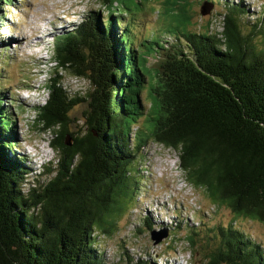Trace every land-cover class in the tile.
I'll return each instance as SVG.
<instances>
[{
	"label": "trees",
	"instance_id": "trees-1",
	"mask_svg": "<svg viewBox=\"0 0 264 264\" xmlns=\"http://www.w3.org/2000/svg\"><path fill=\"white\" fill-rule=\"evenodd\" d=\"M99 1L107 14L91 11L56 37L55 78L45 103L35 106L58 153L56 167L43 163L44 175H54L46 185L29 182L36 158L18 151L15 105L6 106L0 85V264H107L100 237L116 231L129 167L150 143L177 151L188 183L214 206L264 224V43L258 49L242 31L250 6L203 0L191 30L189 2L165 0L174 31L154 41L144 25L132 29V4L121 0L120 14L119 0ZM205 2L213 6L206 16ZM15 3L0 0V21L3 5ZM261 10L254 25L264 39ZM61 69L89 82L83 99L61 85ZM82 103L88 108L80 125L71 112ZM234 223L210 228L217 245L205 263L264 264L262 243ZM199 236L187 227L195 254Z\"/></svg>",
	"mask_w": 264,
	"mask_h": 264
},
{
	"label": "rangeland",
	"instance_id": "rangeland-1",
	"mask_svg": "<svg viewBox=\"0 0 264 264\" xmlns=\"http://www.w3.org/2000/svg\"><path fill=\"white\" fill-rule=\"evenodd\" d=\"M126 1L134 9L128 17L132 29L144 25V34L145 29H148L144 36L149 35L154 41H161L165 34L174 31L169 26L165 0H147L142 4L137 0ZM187 1L194 14L195 24L190 28L194 30L204 1ZM15 2L12 7L3 5L1 10L2 15L6 16L0 21V85L8 90L2 100L6 106H11L10 102L15 105L12 112L19 130L18 151L36 158V163L31 161L30 168L34 175L29 179L30 184L35 186L36 180L40 179L41 184L46 185L54 175H44L47 169L42 172L43 163L56 167L58 153L50 144L54 138L52 132L41 130L35 106L43 105L48 98L49 92L45 87L56 67L51 62L54 41L58 35L72 30L73 24L80 23L91 11L107 14V10H104L99 0ZM119 2L121 5L116 4L114 12L119 7L120 14H123L125 9L121 0ZM244 2L250 6L253 14L249 16L250 22L246 19L242 24V31L261 49L264 39L255 32L254 24L262 11L264 0ZM61 82L73 98L83 99L90 90L86 79L75 77L63 69ZM143 101L150 103L148 90L143 93ZM87 108V103L76 106L71 112V119L81 120L78 124L83 125L82 118ZM69 130L76 131L73 123ZM134 161L129 167L130 178L126 180L127 189H124L126 198L120 206L122 211L117 217L116 231L112 235L100 237L107 264H206L208 254L217 245V240L211 238L210 228L215 225L226 226L233 221L235 227L247 232L264 246V224L236 218L228 207L214 206L203 190L188 183L180 167L177 151L150 143ZM180 224L181 229H178L176 225ZM187 227L200 229L196 254L186 242ZM151 229L169 231V237L156 245L151 239Z\"/></svg>",
	"mask_w": 264,
	"mask_h": 264
},
{
	"label": "water",
	"instance_id": "water-1",
	"mask_svg": "<svg viewBox=\"0 0 264 264\" xmlns=\"http://www.w3.org/2000/svg\"><path fill=\"white\" fill-rule=\"evenodd\" d=\"M213 10V6L210 3L205 2L202 6L201 13L202 15L206 16L211 13ZM67 145H71V142H66ZM169 236V232H158V231H152L151 238L154 241V243L160 244L165 238Z\"/></svg>",
	"mask_w": 264,
	"mask_h": 264
}]
</instances>
